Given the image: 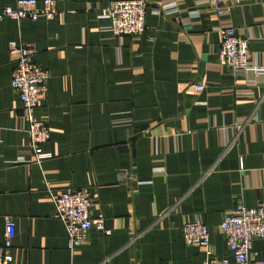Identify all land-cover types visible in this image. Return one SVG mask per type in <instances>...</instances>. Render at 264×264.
Returning <instances> with one entry per match:
<instances>
[{"label":"crops","instance_id":"1","mask_svg":"<svg viewBox=\"0 0 264 264\" xmlns=\"http://www.w3.org/2000/svg\"><path fill=\"white\" fill-rule=\"evenodd\" d=\"M111 1L56 0L49 18H0V241L9 214L14 264H201L205 248L180 234L198 218L211 258L233 264L218 231L224 211L237 201L264 205V72L220 65L215 26L230 22L264 63V0L221 15L195 0L168 10L159 5L169 0H147L139 35L107 28ZM10 39L26 42L48 72L35 115L48 126L42 148L51 156L38 164L28 161L8 83ZM119 168L150 182L120 181ZM65 187H90V215L109 231L91 228L72 251L50 198ZM250 256L264 259V239H252Z\"/></svg>","mask_w":264,"mask_h":264},{"label":"built area","instance_id":"2","mask_svg":"<svg viewBox=\"0 0 264 264\" xmlns=\"http://www.w3.org/2000/svg\"><path fill=\"white\" fill-rule=\"evenodd\" d=\"M37 2L40 5H37ZM56 0H14L0 8V18L23 17L35 19L39 15L49 18L55 12ZM240 0H195L196 6L209 7L216 15L226 12L231 5ZM147 0H112L105 8L103 15L109 19L107 28L114 34L139 35L144 27L145 6ZM175 0L163 1L159 7L166 10L175 5ZM218 32L216 49L217 62L228 68L232 73L252 70L255 73L264 72V63H259L248 53V40L230 22L220 20L215 26ZM8 47L15 52L14 66L9 77V85L16 92L20 101L21 116L26 122L27 148L31 158L28 161L39 163L51 156L42 148V143L48 139L49 129L45 121L35 115L39 104L47 70L33 58L30 48L24 41L8 40ZM202 83L193 84V90L200 91ZM19 155L14 161H27ZM116 178L120 181L134 180L136 183H149L150 179L137 178L128 169L116 170ZM54 215L64 228L65 247L72 251L86 240L91 228L108 234L103 226L102 215L92 217L89 209L93 203L90 187H65L50 191ZM2 238L0 241V264H14L11 255V240L14 235L12 216L3 215ZM218 231L224 238L225 245L231 253L233 264H264V259L250 256V245L254 238L264 239V205L257 200L254 205H244L237 201L230 209L224 211L218 224ZM180 234L185 244H195L205 248V258L201 264H230L226 259H213L207 251L209 228L198 218L184 222ZM170 264V263H164Z\"/></svg>","mask_w":264,"mask_h":264}]
</instances>
